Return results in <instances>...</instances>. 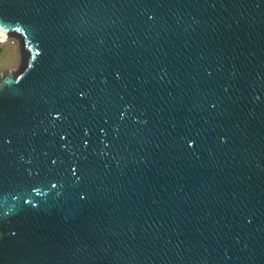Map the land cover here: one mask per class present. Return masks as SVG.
Returning <instances> with one entry per match:
<instances>
[{
  "label": "water",
  "instance_id": "95a60500",
  "mask_svg": "<svg viewBox=\"0 0 264 264\" xmlns=\"http://www.w3.org/2000/svg\"><path fill=\"white\" fill-rule=\"evenodd\" d=\"M0 264H264V0H0Z\"/></svg>",
  "mask_w": 264,
  "mask_h": 264
},
{
  "label": "rangeland",
  "instance_id": "374dc122",
  "mask_svg": "<svg viewBox=\"0 0 264 264\" xmlns=\"http://www.w3.org/2000/svg\"><path fill=\"white\" fill-rule=\"evenodd\" d=\"M14 39L7 44L0 45L2 55L0 56V71H8L17 69L20 63V51L18 43L12 44Z\"/></svg>",
  "mask_w": 264,
  "mask_h": 264
},
{
  "label": "flooded vegetation",
  "instance_id": "af4514ba",
  "mask_svg": "<svg viewBox=\"0 0 264 264\" xmlns=\"http://www.w3.org/2000/svg\"><path fill=\"white\" fill-rule=\"evenodd\" d=\"M10 40L12 39H4L2 42H0V45H4L7 44ZM18 42L14 39V41H12V44L16 45ZM19 46V45H18ZM1 47V46H0ZM2 55V50L0 48V56ZM15 70V69H14Z\"/></svg>",
  "mask_w": 264,
  "mask_h": 264
},
{
  "label": "built area",
  "instance_id": "2783aa9c",
  "mask_svg": "<svg viewBox=\"0 0 264 264\" xmlns=\"http://www.w3.org/2000/svg\"><path fill=\"white\" fill-rule=\"evenodd\" d=\"M3 41V40H2ZM1 40H0V42H2Z\"/></svg>",
  "mask_w": 264,
  "mask_h": 264
},
{
  "label": "bare ground",
  "instance_id": "6f19581e",
  "mask_svg": "<svg viewBox=\"0 0 264 264\" xmlns=\"http://www.w3.org/2000/svg\"><path fill=\"white\" fill-rule=\"evenodd\" d=\"M1 40V39H0ZM2 41V40H1Z\"/></svg>",
  "mask_w": 264,
  "mask_h": 264
}]
</instances>
